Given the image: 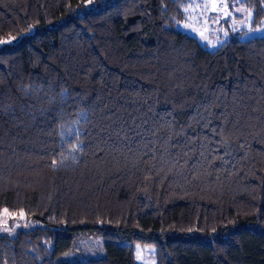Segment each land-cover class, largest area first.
I'll return each instance as SVG.
<instances>
[{
  "label": "trees",
  "instance_id": "16d2710c",
  "mask_svg": "<svg viewBox=\"0 0 264 264\" xmlns=\"http://www.w3.org/2000/svg\"><path fill=\"white\" fill-rule=\"evenodd\" d=\"M185 5L0 0V211L41 225L0 264H264V37L208 50Z\"/></svg>",
  "mask_w": 264,
  "mask_h": 264
},
{
  "label": "rangeland",
  "instance_id": "374dc122",
  "mask_svg": "<svg viewBox=\"0 0 264 264\" xmlns=\"http://www.w3.org/2000/svg\"><path fill=\"white\" fill-rule=\"evenodd\" d=\"M93 7L94 3L90 1L84 4L85 10ZM183 12L185 20L177 24V29L196 38L208 50L218 48L231 34H239L241 40L264 37V19L260 26L251 27V13L241 5V0H186ZM40 226L21 213L0 211V235L13 237L19 231L33 230ZM134 253L136 264H155L153 246L134 244ZM103 256V239L90 237L77 241L72 249L57 256L53 263L96 260Z\"/></svg>",
  "mask_w": 264,
  "mask_h": 264
},
{
  "label": "snow or ice",
  "instance_id": "6c2138e0",
  "mask_svg": "<svg viewBox=\"0 0 264 264\" xmlns=\"http://www.w3.org/2000/svg\"><path fill=\"white\" fill-rule=\"evenodd\" d=\"M255 31H260V29H255ZM201 35H203V33H201Z\"/></svg>",
  "mask_w": 264,
  "mask_h": 264
}]
</instances>
